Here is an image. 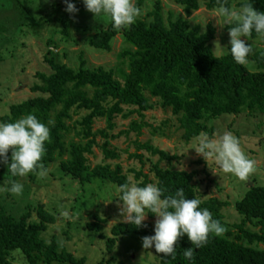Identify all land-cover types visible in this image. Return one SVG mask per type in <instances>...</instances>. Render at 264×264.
<instances>
[{
	"label": "trees",
	"instance_id": "obj_1",
	"mask_svg": "<svg viewBox=\"0 0 264 264\" xmlns=\"http://www.w3.org/2000/svg\"><path fill=\"white\" fill-rule=\"evenodd\" d=\"M71 2L78 9L76 13L87 11L82 0ZM234 2L239 7L243 0H225L229 7H233ZM252 2L256 10L264 11V0ZM143 3L144 0H137L135 5L140 8ZM177 3L182 6L186 17L174 19L170 13L165 20L162 1L155 0L147 16L137 19L127 29H114L110 20L88 38L90 46L110 51L112 39L121 34L129 45L120 54L122 62L127 60V71L121 67L117 70L102 66L88 68L83 56H80L77 69L54 57L46 59L52 72L37 73L41 83L33 85L31 90L38 95L12 103L7 113L0 114V122L11 123L29 113L45 124L51 120L50 142L45 143L40 161L43 168L59 160L61 171L71 175L84 188L95 181H110L119 187L130 180L123 173L122 166L116 164L113 167L105 162L92 166L89 155L94 154L95 146H100L105 161L117 159L119 153L111 148L112 139L122 134L129 135L131 131L140 135L145 126L152 127L156 134L158 128L144 119V112L155 106L151 102L152 97L177 116L181 137L186 142L200 132L213 134L214 128L206 122L209 119L225 113L239 114L243 109L264 111V47L252 55L256 65L254 71L235 63L227 53L217 56L211 43L217 31L213 23H208L203 30L201 25H192L187 18L202 4L213 10L216 0H177ZM52 5L61 7L63 3L55 0ZM73 16L62 14L65 34ZM231 26L226 25V29ZM250 37L258 38L260 35L252 32ZM134 114H138L140 120L132 119L127 130L113 133L118 115L129 118ZM100 119L105 121V126L95 129L96 121ZM159 133L166 135L163 130ZM98 137L103 140L101 144ZM137 148L160 155L151 171L154 172L155 183L164 189V195L174 194L176 189L182 188L186 198L200 199V207L206 208L212 219L222 222V208L229 203L217 197L202 199L194 183L197 171L160 166L161 160H172L175 155L149 141H137ZM131 156L143 162L142 154ZM4 165L0 163V170ZM135 171L137 179L144 178L138 182L139 186L154 183L142 168ZM11 177L13 180L18 178ZM236 208L244 216L237 225L239 230L228 231L230 238L210 235L203 247L194 250L192 264H264V248L254 245L264 243V231L252 232L244 227L246 222L257 219L264 228V185L251 186L236 202ZM35 209L37 219H31V211L17 217L0 204V264H8V251L15 247L24 251L29 264H91L87 257L68 252L56 235L48 241L44 235L49 224L56 221V216L42 205ZM149 216L155 217L150 212ZM142 223V227L127 222L115 224L111 229L112 236L106 237L108 250H112L119 237L128 234L153 235V225L146 221ZM86 227L91 232L102 230L99 222L88 223ZM177 244L175 259L156 253L159 264H189L182 255L183 250L191 246L187 237L179 238Z\"/></svg>",
	"mask_w": 264,
	"mask_h": 264
},
{
	"label": "rangeland",
	"instance_id": "obj_2",
	"mask_svg": "<svg viewBox=\"0 0 264 264\" xmlns=\"http://www.w3.org/2000/svg\"><path fill=\"white\" fill-rule=\"evenodd\" d=\"M55 0H0V114L7 113L12 103H18L38 93L31 90L40 79L37 73L50 74L51 68L46 59L53 58L61 63L77 69L80 65V56L86 61V67L117 70L119 67L128 70L127 60L122 62L120 54L129 45L121 34L116 35L111 41V50H101L89 45L88 38L98 28L105 27L110 18L106 14L94 17L90 12L75 13L68 28V33L63 32L61 21L62 14L67 13L63 0V6L52 5ZM137 0H134L136 3ZM155 0H144L140 6L141 14L137 19L145 18L152 10ZM165 20L173 14V18L185 16L184 10L177 0H161ZM232 8H238L234 2ZM192 25L199 24L205 30L207 24L212 22L216 27V37L211 42L214 53L217 56L226 54V49L221 47L228 45L229 35L226 25L213 15L203 4L187 17ZM136 19V20H137ZM228 25V24H227ZM246 43L251 44L252 51L248 56L246 65L250 70H256L252 55L264 47V37H241ZM53 41L50 43V41ZM217 43V44H216ZM154 107L144 112L145 121L158 128L155 134L152 127L142 128L140 135L131 131L129 135L122 134L111 140V148L119 153L117 159H107L100 146L94 147V154L89 155L92 166L99 163H108L115 167L120 164L123 173L133 183L144 178H136V171L142 168L143 172L155 183L153 164L159 161L160 155H152L146 149L137 148V141L145 143L149 141L155 147L163 149L170 155H175L172 160L160 161V166L187 171H197L194 183L202 199L217 197L227 201L229 205L222 208L224 215L221 225L225 227L222 236H227L228 231L237 232L244 216L237 208L236 202L240 200L251 186L264 185V111L258 108L254 110L243 109L239 114H222L217 118L207 120V125L214 128V133L230 131L239 138L242 150L255 161V170L246 181H241L231 174H225L215 167L209 160L206 161L195 153L191 146L193 139L186 142L179 129V122L170 108L163 107L157 98H151ZM132 119L140 120L138 114L129 118L118 115L115 118L117 134L129 128ZM105 126L104 120H97L96 128ZM163 130L166 135H161ZM69 141V138H67ZM102 139L98 137L101 144ZM143 155V162L131 154ZM0 170V183L13 180L7 166ZM44 176L37 174L39 171L30 172L24 177H18L17 182L23 184L20 195L0 193V204L4 208L19 217L31 211V219H37L36 206L42 205L45 210L56 216V221L49 224L44 237L51 239L56 235L62 247L68 252L82 257H87L91 264H159L158 257L153 248L145 250L141 247V238L145 234H128L119 237L112 250H108L107 236H112V227L120 222L121 204L118 201V186L110 181H95L85 188L60 169V161L57 160L46 166ZM30 205V207H29ZM69 213V219L61 216V211ZM156 217L151 218L146 214L144 221L154 226ZM99 222L102 230L91 232L87 229L88 223ZM245 229L252 232L264 231L257 219L246 222ZM102 234L104 237H101ZM227 237L230 238L228 235ZM245 241V240H243ZM264 248V243L254 244Z\"/></svg>",
	"mask_w": 264,
	"mask_h": 264
},
{
	"label": "clouds",
	"instance_id": "obj_3",
	"mask_svg": "<svg viewBox=\"0 0 264 264\" xmlns=\"http://www.w3.org/2000/svg\"><path fill=\"white\" fill-rule=\"evenodd\" d=\"M63 2L67 13L75 14L78 11L71 0ZM82 3L94 17L106 14L112 27L117 30L127 29L141 14L134 0H82ZM213 15L222 24L232 25L228 28V45L220 46L221 50L226 49L235 63L247 65L252 48L241 37L248 38L252 32L264 37V11L256 10L252 0H243L238 8L227 6L225 0H216ZM51 124V120L45 124L31 113L11 123L0 122V163L7 166L13 177H24L36 170H39L38 175H45L46 169L40 161L45 152V143L50 142ZM188 149H193L206 163L210 160L221 172L231 174L241 181H246L255 170V161L242 150L239 138L227 130L211 135L200 132L193 138ZM22 191L23 184L16 180L0 183V193L20 195ZM118 192L124 222L142 227L146 214H154V234L142 237L141 247L145 250L154 248L155 253L164 257L175 259L176 248L179 246L177 241L186 236L191 246L185 248L182 255L192 264L194 250L203 247L210 235L220 236L226 230L218 220L212 219L206 208L200 207V199L186 198L182 188L176 189L174 194L164 195V189L156 183L139 186L138 182L129 180L119 185ZM60 214L62 217L74 218L69 217L65 210ZM7 260L8 264H29L20 247L10 249Z\"/></svg>",
	"mask_w": 264,
	"mask_h": 264
}]
</instances>
